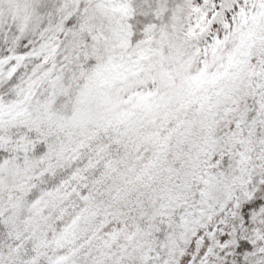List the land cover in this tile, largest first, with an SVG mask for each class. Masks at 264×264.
Masks as SVG:
<instances>
[{"label": "snow or ice", "instance_id": "1", "mask_svg": "<svg viewBox=\"0 0 264 264\" xmlns=\"http://www.w3.org/2000/svg\"><path fill=\"white\" fill-rule=\"evenodd\" d=\"M0 264H264V0H0Z\"/></svg>", "mask_w": 264, "mask_h": 264}]
</instances>
